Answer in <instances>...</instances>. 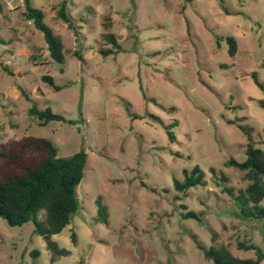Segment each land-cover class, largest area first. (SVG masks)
Instances as JSON below:
<instances>
[{
  "label": "rangeland",
  "instance_id": "rangeland-1",
  "mask_svg": "<svg viewBox=\"0 0 264 264\" xmlns=\"http://www.w3.org/2000/svg\"><path fill=\"white\" fill-rule=\"evenodd\" d=\"M61 1L30 0L62 40L60 64L25 19L23 0H0V143L34 136L60 157L86 152L79 210L51 236L70 253L54 256L31 221L11 227L0 218V264H211L196 244L208 247L212 234L236 257H256L239 243L264 253V219L234 212L249 182L224 165L245 159L238 126L264 149V90L251 77L264 85V0H68L70 24L55 18ZM32 104L71 123L39 126ZM173 122L171 142L165 127ZM194 166L204 185L177 192L173 180ZM99 206L107 224L97 220Z\"/></svg>",
  "mask_w": 264,
  "mask_h": 264
},
{
  "label": "trees",
  "instance_id": "trees-1",
  "mask_svg": "<svg viewBox=\"0 0 264 264\" xmlns=\"http://www.w3.org/2000/svg\"><path fill=\"white\" fill-rule=\"evenodd\" d=\"M67 3L68 0L61 1L55 11V18L70 24ZM23 4L25 8L23 15L26 20L33 23L35 30L41 33L50 58L56 63H63L64 45L61 38L44 23L43 11L32 7L30 0H23ZM108 25L109 22L104 24L105 28ZM104 39L114 48L119 47L114 34L107 33ZM226 43L228 54L234 56L237 50L235 38L227 37ZM99 53L107 56L113 51L105 49ZM76 55L81 61V56ZM261 65L264 67V61ZM3 70L12 75L5 67ZM251 77L254 84L260 90H264V85L257 80L256 73H252ZM42 81L55 91L60 89L51 76H43ZM17 90L26 100H30L23 88L17 86ZM258 106L264 109V99L258 101ZM28 114L38 120L39 126H45L51 121L71 123L62 115L53 113L50 108L39 110L35 104L28 108ZM175 125L173 122L165 127L171 142L175 139L172 132ZM238 128L247 138L245 159L237 161L229 158L224 165L242 172L243 178L249 183L234 198L236 207L234 212L242 219H264V206H261L264 200V149L255 147L248 130L242 126ZM86 162L87 154L83 149L71 156L60 157L57 147L42 137L23 136L17 140L0 143V218L11 227L31 221L35 233L44 239L47 249L54 256L68 255L70 253L68 250L57 248L51 236L61 233L79 210L77 188L84 177ZM211 172L215 174L214 169H211ZM222 181L226 180L222 177ZM204 183V172L199 166H194L190 171H183L182 181L174 179L173 187L177 192L185 193L189 188ZM185 217L199 219L194 212H188ZM97 220L107 224V211L102 206L98 207ZM70 240L73 244L76 243L74 232L71 233ZM196 247L211 264H259L264 260V253L259 248L245 243H239L238 248L252 249L256 257L242 259L234 256L228 246L218 242L216 234H212L208 247L199 244H196ZM36 254L37 252H34L32 255Z\"/></svg>",
  "mask_w": 264,
  "mask_h": 264
}]
</instances>
